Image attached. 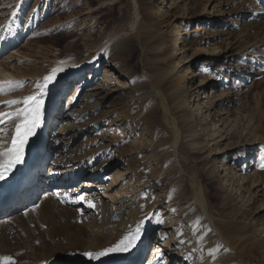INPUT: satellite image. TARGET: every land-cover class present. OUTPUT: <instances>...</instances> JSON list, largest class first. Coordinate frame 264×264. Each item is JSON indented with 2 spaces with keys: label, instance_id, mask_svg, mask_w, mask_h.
Returning a JSON list of instances; mask_svg holds the SVG:
<instances>
[{
  "label": "rangeland",
  "instance_id": "obj_1",
  "mask_svg": "<svg viewBox=\"0 0 264 264\" xmlns=\"http://www.w3.org/2000/svg\"><path fill=\"white\" fill-rule=\"evenodd\" d=\"M247 1L249 4L236 0H0V19L12 24L11 29L6 25L0 29V40L6 43L8 39H22L15 48L19 55L10 51L0 62L12 59L19 74L25 71L37 78L25 81L21 88L4 90L1 95L18 98L28 92L35 94L40 90L37 85L43 83L42 76L82 64L75 74L66 75L43 97L44 125L36 129L27 148L32 152L39 130L42 134L45 131L44 149L35 158L36 162L45 156V163L37 172L39 194L31 199L33 203L23 201L21 209L10 217V223L0 234V257L9 249L19 248L22 249L18 253L19 264H48L55 258L66 260V264H88L91 259L85 253L105 250L98 248L95 229L109 234L110 238L118 236L116 244H119L140 225L135 247L119 251L122 256H130L132 262L180 264L175 259L178 255L173 254L180 252L185 259L189 257V264H264V246L251 242L255 236L264 240V204L261 203L264 195L255 190L252 197L255 194L257 199H252L244 186L255 171L258 151L239 158V153L253 145L244 138V131L240 140L229 141L237 143L238 154L225 153L223 147L228 139L220 140L216 136L212 140L209 122L211 115L218 117L223 113L218 126L222 122L230 125L236 117L242 118L241 124L246 125L252 112L258 114V102L262 103L264 47L257 51L261 54L255 56L254 64L240 54L253 50L254 40L264 36V0ZM164 3L168 12L162 10ZM145 11L151 14L152 29L164 34L161 43L157 37L146 40L144 33L133 30V24L140 16L142 19ZM184 16H192L193 21L190 23ZM177 31L184 33L183 58L177 55L174 42ZM113 35H121L129 42L127 51L119 55L121 71L111 68L106 56L113 49L109 46ZM215 48L222 50L224 57L210 58ZM10 57H16V61ZM236 67L238 72L233 69ZM158 76L160 85L155 80ZM191 78L196 81L194 88ZM85 81L90 83L84 85ZM198 90L200 97H206L199 110L193 102L194 92ZM229 90L238 93L229 111L220 107L217 100L210 105L212 96ZM69 114L78 119L76 134H80L75 137L62 134L63 119ZM12 119L10 123L17 124L20 117ZM191 134L193 142L188 138ZM172 143L179 152L177 175L162 153ZM53 148L57 153L52 152ZM227 155L234 158L230 165L231 186L225 173L221 174ZM65 158L67 161L76 158L77 167L83 166L81 177L69 186L51 185L52 168L56 163H65ZM58 178L63 180L64 176ZM10 179L7 172L0 188ZM203 188L211 217L226 229L219 224L213 228L206 218L197 200ZM43 194L52 195L57 205L66 194L82 195L95 206L88 207L84 201H70L65 207L59 205L69 210L71 218L76 215V220L64 217L70 229H64L65 232L58 229L53 234L39 224L36 208L44 200ZM234 209L242 213L240 225H249V229L239 228L231 219ZM60 213L57 215L61 218ZM115 216L123 230L120 235L110 229ZM229 223L238 229H227ZM218 231L226 234L233 249L224 244ZM162 232L164 237L159 239ZM58 234L61 236L57 237ZM91 244L97 252L88 250ZM215 251L218 255L234 253V257L213 262L209 253Z\"/></svg>",
  "mask_w": 264,
  "mask_h": 264
},
{
  "label": "bare ground",
  "instance_id": "obj_2",
  "mask_svg": "<svg viewBox=\"0 0 264 264\" xmlns=\"http://www.w3.org/2000/svg\"><path fill=\"white\" fill-rule=\"evenodd\" d=\"M236 1L238 3L249 4L247 0H236ZM210 2H212V1H210ZM162 10L164 12H168V10H166L165 3H164V6H163ZM163 11H161V12H163ZM187 15H189V14H187ZM140 17L133 24V27H132L133 30L135 32H138V33L140 32L141 34L144 33V36H145L146 40H151L152 41L153 39H151V37H153V38L157 37L159 39V43H161L164 40V34H162L161 30H159V29L158 30H153L152 29V22H150V19H149L151 17V14L149 12L145 11V13L142 15V19ZM216 17H218V16H215V19H216ZM183 19L188 20L190 23L193 21L192 16H187V17L184 16ZM3 20L4 19H2V21H1V19H0V21H1L0 22V29L3 26L5 27V25H6V27L8 29H11L12 28V24L10 23L11 21L9 20L10 22H7V20H5V21H3ZM18 20L20 21V19H18ZM147 20H149V21H147ZM183 35H184V33H181L179 31H177V37L175 36V39H174L175 45L177 46V49H178L177 55L178 56H182L181 58L184 57V51H185V41L183 39ZM11 38H13V37L11 36ZM111 39H112V41L110 42L109 46H113V49L111 48V51H110L109 54L107 52L106 56H107L108 60H110L108 64L114 70L121 71L122 65H121V63L118 62V60L121 59L122 57L119 56V55H120L121 52H126L127 51V47H128L129 42H128V40H125L123 37H121V35H113V38H111ZM20 40H22V39H18V38H16V39L15 38L8 39V41L6 43H5V41L3 43L2 42L3 40H0V58H2L4 56H6L7 54H9L10 51H12V52L14 51L12 54L15 55V56H18L19 55L18 51H15V48L19 46ZM254 41L255 42L253 44V47H255V48H253V50H247L248 53L240 54V56L242 55V56L248 57L247 61H249L251 64H254L253 62H256V61H254V59L256 57H259L260 54H261V53H258L257 51L259 50V48L264 47V36L258 37ZM233 46H234V44H232V46L230 47V49H229L230 52L233 50ZM255 51L258 54H254V53H256ZM214 52H215V53H213L214 55L209 53L210 55H212L210 58L219 59V58L224 57L222 50L220 51V49L215 48ZM198 53L202 54L203 51H198ZM202 57H203V55L199 56V58H202ZM10 58H14V62L16 61V59H15L16 57H10ZM108 60L106 62H108ZM240 64H242V62H240L239 65ZM81 66H82V64L79 65V66L73 67V68H65L64 67V68H61V69H57L55 71L56 72V78H55L54 82L49 85V87L46 90V92L50 91V88L52 86L54 87V85H58L57 83H59L62 80V78H64L66 75L75 74L77 72V69L80 68ZM237 68H239V67L233 68L235 72H238ZM15 69H16V67L13 66L12 59H6L5 61L0 62V81H1L0 86L4 85L2 88H0V113H5V112L10 111L9 113L12 114V117L17 116L16 113L19 110L23 109L22 106L24 104L21 101H22V99L24 97L27 98V97L33 96V95H35V96H39L40 95V90H38L37 92L35 91V94L32 92L33 95L29 94V92H28V94L24 93V94L21 95V97H18V98H15L11 94H9V95L8 94L7 95H1V94L4 93L3 92L4 90L13 89V88H15L17 86L19 87L20 85H22V87H23V83L25 81L28 82V81H32V80H36L37 79L35 75H34L35 77L33 75H31V74L28 75L27 73H25V71H23V72L21 71V73L19 74L20 71L18 72ZM20 69L21 68L19 67V70ZM196 75L197 74L194 73L195 77H197ZM45 76H48V75H44L42 77H45ZM240 76H237V77L241 78V80L243 82L246 81L243 77H240ZM198 77H200V72H199ZM34 78H36V79H34ZM12 79H14V81ZM39 79H40V77H39ZM41 79H40V81H42ZM94 80H95V78H93L91 83H94ZM155 80H156L157 84L160 85V77L159 76L155 77ZM7 81L14 82V86L11 87V88H8L7 85H6ZM226 82H228V79H227ZM88 83H90V81H85L84 85H86ZM191 84H192L191 85L192 88H194V86L196 84V81L193 78H191ZM239 85H241V84H239ZM25 86H26V84H25ZM233 87H235V85ZM20 88H21V86H20ZM52 88H51V90H52ZM86 88H89V86H87ZM237 88L240 89L241 86L237 87ZM215 92H213V94ZM49 93H48V95H49ZM194 93H195V99L193 100V102L197 104V110H199L201 104H203V100H206V97H205V99L200 97L199 90L195 91ZM219 94L220 95H218V96L217 95L212 96L213 101L211 102L210 105L213 106L214 102L217 100L218 101L217 103L219 104L220 107H226L227 111H229V109H230L229 107H231L235 103L234 99H236V96L238 97V93L233 92L232 90H229L228 92L226 91V93L222 92V93H219ZM204 95L206 96L205 93H204ZM255 95H257V94H255ZM260 95H261V98H262V103L260 104V102H258V104L256 105V109H257V113L258 114L256 115L255 112H252L253 114L251 115V117L248 120L246 125H244V124L242 125L241 124L242 121H243L242 118L240 119L239 117H236L235 119H233L230 122V125H227V124L223 125L225 122H222L220 124V126H218V124L221 122L220 118H222V116L225 115L223 113L219 114L218 117H216L215 114H213V115H211L212 116L211 120H209L210 125H211V128H210L211 135L210 136H211L212 140H214V138L216 136L218 138H220V140L222 138H224L225 140L228 139V143H225L224 147H223V149L225 150V153H231V154L232 153H237L236 152L237 148H238L237 143L230 144L229 141L232 140V139L233 140H236V139L240 140L242 138L241 137V132H244V131L246 133V136L244 138H246V140L248 141V144L253 143L254 146L252 145V147L249 148L250 150H246L245 152H241L239 154L237 153L239 155V158H242L244 154L245 155H249V154L253 153V151H256V150L258 151V153L256 155L257 160H256V163L254 165L255 166V171H254L252 176L247 178L248 182H246L244 184V186L246 187L247 193H250V197L252 199H257L256 197H254L255 194H253V197H252V192H254L255 190H256V192H259L262 195H264V169L261 168V164H264V91ZM257 98L259 99V97H257ZM11 101H18V103H14V104H11V106H9V102H11ZM70 101H72V100H70ZM46 104H47V100H46ZM49 104H50V102H49ZM230 104H232V105H230ZM45 106H44V108H45ZM47 106H50V105H47ZM194 106H196V105H194ZM256 109L254 108V110H256ZM206 111H208L209 114H210V108H208V110H206ZM45 114L47 115V113H45ZM50 116H51V114H50ZM43 117H46V116H43ZM15 119H17V118H15ZM214 119L217 120V122H214L213 121ZM11 120L13 121L12 118L5 117L4 118V122L0 123V152H5L8 148L11 147V141H12V137L15 135V127H16V124H14L13 122L12 123L14 125L12 123H10ZM19 121H20V119H19ZM69 121H70V123H69ZM77 121H78L77 117H74V115H71V114H69L66 117H64L63 122H64L65 126H64L63 132H62L63 136H68L69 134H73L74 137H75L76 135L80 134V133L76 134L78 126L76 125L75 122H77ZM204 122H205V118L203 120V123ZM38 136H42L43 138H42V141L40 142V144L38 145V147L36 149L37 153H39L40 150L44 146V137L46 136L45 135V131H43V134H42V132L39 130V135L37 134L36 138ZM36 138H35L34 142L36 141ZM188 138H190V141H192V142L194 141V137L192 136V134L189 135ZM30 141H31V137L28 139L27 143L24 145L23 162L20 163V164L15 165L11 170L8 171V176L11 179L9 181H6L5 184L0 188V201L4 200L5 198H7V196H8V194H7L8 188H9L10 184L13 182L14 179H16L17 182L19 183L20 179L22 177L28 176L27 182L32 183V189H34L36 191V188L38 187V185H39L38 177L39 176H37V172L39 171V166H41L43 164L44 158H43V156H41L43 159H41V157L38 159V160H40V165L37 164L36 167L33 168L35 160H36L33 157V153L35 152V149L33 148L32 152H28L27 151V148H29L28 146L30 145ZM32 142H33V140H32ZM256 144H258L259 147L256 148ZM52 152L57 153V151L55 152V148H53ZM64 152H66V151H64ZM162 153H165V155L167 156V158H168V160L170 162L169 168H171L173 170V172L176 173V175L179 174V169H178L179 166L177 164L178 163L177 160L179 159L178 146L176 144L172 143V144H170L169 149H165ZM230 155L225 156L224 162L225 161L226 162L224 163L223 167L221 168V174H223V172H224L226 179H228L227 180L228 186H231L230 181L232 182V177H231V174H230V168H231L230 165L232 163V159H234V158L231 159ZM63 161H66V162L65 163H56V166L52 168V170H54L53 171L54 174H52L53 172H51L52 178H53V179L51 178V180H50V184L51 185H54V184L57 183V187H59V186H67L69 183L73 182L76 179L78 180L81 177L83 166L81 165L82 167L81 166L77 167L76 158L72 159L71 161H67L66 158H65ZM228 161H230L229 164H227ZM6 163H7V157L6 156H0V166L5 165ZM75 168H78V169H77L76 172L74 171L75 172L74 173L73 170ZM243 169H245V167ZM56 174L60 175L61 177L64 176V179L63 180H59L60 178H58V175L56 177ZM90 175L97 176L96 173H93V174L90 173ZM1 181L2 180H0V182ZM249 182H250V184H249ZM16 189L17 188H15V191H16ZM43 195H45V194H43ZM48 195L49 194H46L43 197L44 200L36 208L37 209V213H38V219H39L40 227H47L51 231V233L57 231L58 229H60V230L61 229H63V230L64 229H66V230L70 229V227L68 225L69 221L64 220L63 218L66 217V219H75L76 220V215L73 216V218H71V216L68 214L69 210L67 208L59 207V205L65 207L64 204L67 203V202H70L72 200L64 199L65 196L67 195L66 194L63 197L60 196L62 198L59 197L61 199V201H63V202H58V205H57L56 204L57 201L55 199H54L55 200L54 201L51 198L52 195H51V197H49ZM262 195H261V197H262ZM68 197H70V195ZM99 197L104 198V196L102 194H99ZM9 198L11 199L12 195ZM14 199L15 198H13V201H14ZM223 199H226V197L224 196ZM263 199L261 200L262 204H264V202H262ZM197 200H198V203L201 204L202 210L205 212L206 218H208L210 220V223L212 224L213 228H217V224H219L221 226V228H222V226H225L224 224H220L218 222H215L213 220V218L211 217V212L206 208V203H209V200H208V198L206 196L204 188H203L201 196H199V195L197 196ZM254 202H256V201H254ZM3 205H4V202L3 201L0 202V209H1L0 210V217L3 216V218L0 220V234L4 233L3 229H4V227L7 224L10 223L8 221L11 220L10 217L15 214L14 212H16V211L21 209L19 207V205L15 204V205L6 206V210H4L3 209L4 208ZM260 206H262V205H260ZM59 211H61V213H62V216H61V213H60L61 218L57 215V213ZM73 213H75V212H73ZM232 213H233V215H231L232 216L231 219H234L235 223L240 225L241 222L239 223V220H240V217L242 215L241 211L234 209V211H232L230 214H232ZM227 218H230V217H227ZM114 221H116V216H115V219L112 220V222H111L110 229L111 230L113 229V231L115 233L120 235L123 232V230L121 229V227L119 228L118 221H116V222H114ZM245 225H247V224H245ZM232 226H233L232 223H229V224L226 225L227 229H231V230L232 229H238L237 226L235 228L232 227ZM94 227H96V226H93L92 228H94ZM239 228H241V229H249L250 226L249 225L248 226L240 225ZM222 229H226V228H222ZM49 230H48V232H49ZM95 230L97 232L96 240L98 241V243H97L98 248H101V249L105 248V250L115 248V246L117 245L116 244L117 243L116 239H117L118 236H116L115 238H112V237L110 238L109 234H106L103 231H100L98 229H95ZM69 231L70 230H68L67 232H69ZM64 232H65V230H64ZM218 233L220 234L219 237L222 239L224 244H226L230 249H233L232 246H234V245H233L232 242L228 241L225 238L226 234L222 235V233H220L219 231H218ZM262 233H264V232H262ZM59 236H61V235L58 234L57 237H59ZM261 236H262V234H261ZM162 237H164V232H162V234H160L159 239H161ZM255 237L253 238L252 241H251V238H248V239L252 242V244L257 243L262 248L264 246V240L261 237H256V238ZM245 240H246V238H245ZM246 241H248V240H246ZM174 245H176V244H174ZM21 250L22 249H19V248H16V249L12 248V249H9V250L3 252V256H10V257H12L13 261L15 262V264H19V260L20 259H19V254L18 253ZM88 250L92 251V252L93 251L97 252V249H96V247L93 246V244H91V246L88 248ZM172 253H173V251H172ZM173 254L174 255H176V254L178 255L177 258H175V259L180 261V264H189L188 263V258L189 257L187 259H185L184 258L185 256L182 255L180 252L179 253H173ZM214 255H215V259H211L213 262H217L221 258H224L226 256H229L231 258L234 257V253H230V252H226L223 255H218L217 251H215ZM126 256H124V255L122 256L119 251H112V252H108L107 255L100 256L98 258H92L88 264H139L138 262H136L137 260L132 262V261H130V256L129 257H126ZM61 259L62 258H60V259L59 258H55L51 263H48V264H66V262H65L66 260H63V259L61 260ZM167 261L169 262V258H167ZM194 264H196V263H194Z\"/></svg>",
  "mask_w": 264,
  "mask_h": 264
},
{
  "label": "snow or ice",
  "instance_id": "obj_3",
  "mask_svg": "<svg viewBox=\"0 0 264 264\" xmlns=\"http://www.w3.org/2000/svg\"><path fill=\"white\" fill-rule=\"evenodd\" d=\"M56 78L55 70L48 76L44 77L43 83L38 84L37 87L40 89L39 96H29L25 98L22 103L25 107L19 110L16 115L20 117L19 123L15 127V135L12 137L11 147L8 148L5 152H0V156L7 157V163L0 166V180L4 179L5 173L11 170L15 165L23 162L24 157V145L27 143L28 139L36 134V129L41 127L42 124V115L41 110L44 105L43 96L46 94V90L49 85L54 82ZM6 85L8 88L14 86V82L7 81ZM3 86H0L2 88ZM18 103V101L9 102L11 104ZM12 118L11 113H0V123L4 122V118ZM261 168L264 169V164H261ZM64 199H70L73 202L84 201L87 203L88 207H94L95 205L91 201H85V197L80 195L76 197L65 196ZM63 202V201H61ZM140 238V225L137 226L134 234L126 236L123 240L115 246V248L107 249L99 253H85L90 259L98 258L100 256L107 255L108 252L112 251H128L130 248L135 247L136 241ZM213 259H215L214 253H209ZM0 264H15L12 257L3 256L0 257Z\"/></svg>",
  "mask_w": 264,
  "mask_h": 264
}]
</instances>
